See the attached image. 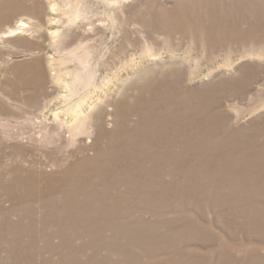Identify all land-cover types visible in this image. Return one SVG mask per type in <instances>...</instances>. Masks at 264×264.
I'll use <instances>...</instances> for the list:
<instances>
[{
	"label": "bare ground",
	"instance_id": "bare-ground-1",
	"mask_svg": "<svg viewBox=\"0 0 264 264\" xmlns=\"http://www.w3.org/2000/svg\"><path fill=\"white\" fill-rule=\"evenodd\" d=\"M260 6L249 12L244 8L243 18L231 19L227 13L233 4L229 9L211 1L178 4L163 16V29L195 50L241 49L248 55L264 49ZM213 61L207 57V63ZM139 75L144 80L134 83L140 85L134 105L125 109L117 102L110 130L98 123L92 156L52 175L35 169L34 157V167L0 171V193L11 205L4 208L0 199V247L25 242L30 245L26 253L35 256L44 240L48 255L58 257H39L37 264H203L208 257L213 264H264V247L241 239L237 247L221 242L211 255L193 252L184 263L186 250L176 248L187 238L184 228L197 241H217L198 219L175 212L181 208L195 209L210 226L217 221L232 238L242 233L245 240L264 241V118L254 129H234L220 111L224 98L243 95L252 79H222L197 89L186 82L199 73L175 64L145 68ZM132 114L137 120L130 127ZM2 147L1 162L6 156ZM14 151L25 156L31 150L17 146ZM39 179H45L44 186ZM33 203L43 211L42 219L28 212L20 221ZM13 211L20 214L15 220ZM160 252L173 254L149 259ZM24 258L25 264H36Z\"/></svg>",
	"mask_w": 264,
	"mask_h": 264
},
{
	"label": "rangeland",
	"instance_id": "rangeland-1",
	"mask_svg": "<svg viewBox=\"0 0 264 264\" xmlns=\"http://www.w3.org/2000/svg\"><path fill=\"white\" fill-rule=\"evenodd\" d=\"M199 1L228 9L233 4V11L227 13L231 19L243 18L244 8L249 12L261 5L264 10V0H0V145L6 154L0 171L33 166L34 157L38 159L35 169L52 175L83 156H92L98 123L110 130L116 105L123 103L125 109L134 105L140 89L134 83L144 80L139 72L159 65H182L198 72L186 82L197 89L222 79L251 78L243 95L224 98L219 110L234 129L259 126L264 118V49L248 55L241 49L210 53L193 49L179 35L169 38L165 34L166 13L178 4ZM248 16L253 19L252 14ZM208 56L213 57L211 64L207 63ZM132 115L129 126L137 120ZM17 146L31 151L21 156L14 151ZM48 152L54 154L47 156ZM24 158L28 162H23ZM39 183L44 186L45 179ZM0 199L4 208H10L1 193ZM181 210L174 211L198 219L206 232L210 230V235L217 237V244H206L184 228L187 238L176 247L186 250L183 263L193 252L211 255L221 242L237 247L241 239L245 245L264 247L261 239L245 240L242 233L232 238L217 221L210 226L208 219L193 208ZM28 212L42 219L43 211L33 203L19 220L26 221ZM12 215L15 220L20 214L13 211ZM214 215L210 212L209 219ZM38 245L39 256H34L26 253L30 245L25 242H4L0 264H25V256L36 264L39 257L57 259L48 255L44 240ZM18 248L22 252L15 253ZM132 251L142 256L139 248ZM172 254L160 252L149 259ZM112 258L118 259L117 255ZM210 259L203 264H213Z\"/></svg>",
	"mask_w": 264,
	"mask_h": 264
}]
</instances>
